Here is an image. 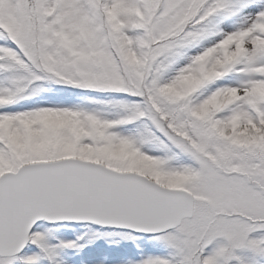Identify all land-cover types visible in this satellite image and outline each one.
I'll return each instance as SVG.
<instances>
[{
	"label": "snow or ice",
	"instance_id": "1",
	"mask_svg": "<svg viewBox=\"0 0 264 264\" xmlns=\"http://www.w3.org/2000/svg\"><path fill=\"white\" fill-rule=\"evenodd\" d=\"M77 261L264 264V0H0V264Z\"/></svg>",
	"mask_w": 264,
	"mask_h": 264
},
{
	"label": "rangeland",
	"instance_id": "2",
	"mask_svg": "<svg viewBox=\"0 0 264 264\" xmlns=\"http://www.w3.org/2000/svg\"><path fill=\"white\" fill-rule=\"evenodd\" d=\"M61 235L69 239L74 238V233L71 228L62 230ZM115 239H119L118 237ZM139 245V248L136 247ZM157 250L155 246L150 243L147 239L138 240L133 244L132 242L121 241L119 246H108L104 241H98L95 246L85 251V258L96 256L98 254L108 255L110 260L112 258H118L122 255H139L141 251L150 252ZM78 264V261L75 262Z\"/></svg>",
	"mask_w": 264,
	"mask_h": 264
}]
</instances>
